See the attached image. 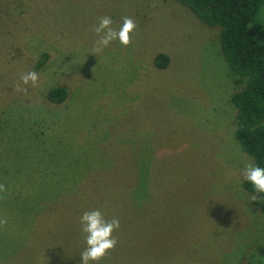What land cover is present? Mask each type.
<instances>
[{
  "label": "rangeland",
  "instance_id": "rangeland-1",
  "mask_svg": "<svg viewBox=\"0 0 264 264\" xmlns=\"http://www.w3.org/2000/svg\"><path fill=\"white\" fill-rule=\"evenodd\" d=\"M103 16L135 20L129 46L93 52ZM31 70L38 86L16 91ZM55 87L68 94L59 106L45 100ZM239 88L218 30L173 0H0V184L12 187L0 264H81L93 209L120 222L99 264H263L259 193L243 189L253 161L234 138ZM38 184L69 188L70 206L17 208L10 198Z\"/></svg>",
  "mask_w": 264,
  "mask_h": 264
},
{
  "label": "trees",
  "instance_id": "trees-1",
  "mask_svg": "<svg viewBox=\"0 0 264 264\" xmlns=\"http://www.w3.org/2000/svg\"><path fill=\"white\" fill-rule=\"evenodd\" d=\"M173 1L186 8L200 24L218 30L220 54L240 86L230 98L236 110L234 138L241 150L252 159L254 166L264 167V0ZM252 15L256 16L254 20ZM46 59L47 55L44 54L38 66L43 65ZM168 63L169 58L165 54H157L153 58V66L157 70H164ZM67 96L65 88L55 87L47 92L45 100L59 106L66 101ZM7 184L2 185L5 191H10L12 187ZM42 186H27L31 191V199L19 200L14 196L10 199H14L17 208H22L25 213H35L37 205L41 216L50 214L53 205H58L60 210L70 206L68 203L63 206L72 197L69 188L51 185L44 189ZM243 189L247 193L258 194L245 180ZM130 194L135 199L138 196L137 189L131 190ZM258 198L259 210L264 218V196L259 193ZM0 202L8 204L6 198L0 197ZM116 208L123 210L125 207L121 205ZM56 229L61 232L57 226ZM261 253L264 257L263 250Z\"/></svg>",
  "mask_w": 264,
  "mask_h": 264
},
{
  "label": "clouds",
  "instance_id": "clouds-1",
  "mask_svg": "<svg viewBox=\"0 0 264 264\" xmlns=\"http://www.w3.org/2000/svg\"><path fill=\"white\" fill-rule=\"evenodd\" d=\"M113 20L109 16L99 18L97 25L93 26L97 39L95 40L94 53L102 51L113 41L125 47L132 43V33L137 28L135 20L131 17H123L122 25L114 28ZM39 73L35 70L22 73L18 82L15 84V90L18 92H27V87L21 85L31 84L38 86ZM243 178L251 184L254 191L264 193V167L254 166L249 163L243 171ZM5 191L4 185L0 184V192ZM256 199L255 196L252 197ZM7 224V219H0V225ZM81 232L84 235L86 247L80 254L81 264H99L109 251L114 250L118 241L113 233L119 229L120 222L118 218L106 219L100 209L85 211L80 217Z\"/></svg>",
  "mask_w": 264,
  "mask_h": 264
}]
</instances>
